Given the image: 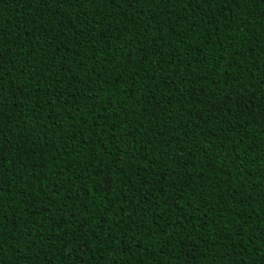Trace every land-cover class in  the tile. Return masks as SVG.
<instances>
[{
  "label": "trees",
  "instance_id": "trees-1",
  "mask_svg": "<svg viewBox=\"0 0 264 264\" xmlns=\"http://www.w3.org/2000/svg\"><path fill=\"white\" fill-rule=\"evenodd\" d=\"M0 264H264V0H0Z\"/></svg>",
  "mask_w": 264,
  "mask_h": 264
},
{
  "label": "snow or ice",
  "instance_id": "snow-or-ice-1",
  "mask_svg": "<svg viewBox=\"0 0 264 264\" xmlns=\"http://www.w3.org/2000/svg\"><path fill=\"white\" fill-rule=\"evenodd\" d=\"M135 2H139V0H128V3H135Z\"/></svg>",
  "mask_w": 264,
  "mask_h": 264
}]
</instances>
